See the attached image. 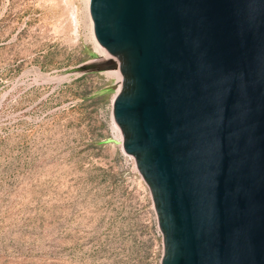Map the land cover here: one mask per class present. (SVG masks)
<instances>
[{"label":"water","instance_id":"water-1","mask_svg":"<svg viewBox=\"0 0 264 264\" xmlns=\"http://www.w3.org/2000/svg\"><path fill=\"white\" fill-rule=\"evenodd\" d=\"M159 264H264V0H88ZM96 54V52H94ZM97 55V54H96ZM117 88L116 82L108 86Z\"/></svg>","mask_w":264,"mask_h":264},{"label":"rangeland","instance_id":"rangeland-1","mask_svg":"<svg viewBox=\"0 0 264 264\" xmlns=\"http://www.w3.org/2000/svg\"><path fill=\"white\" fill-rule=\"evenodd\" d=\"M90 52L86 0H0V264H159L148 188L103 142L116 70L71 72Z\"/></svg>","mask_w":264,"mask_h":264},{"label":"bare ground","instance_id":"bare-ground-1","mask_svg":"<svg viewBox=\"0 0 264 264\" xmlns=\"http://www.w3.org/2000/svg\"><path fill=\"white\" fill-rule=\"evenodd\" d=\"M87 1L88 0H86V10H87ZM90 26H91V22H90ZM93 39H94V37H93ZM94 42H95V40H94ZM95 45H96V48L98 49V51L100 52L101 56L107 57L106 56L107 54L100 48V46L96 42H95ZM115 74L117 75L118 85H119L121 76L117 70L115 71ZM113 130H114V139L117 140L118 142H120L121 141V134H120V131H119L117 125L114 122H113ZM118 144H120V143H118Z\"/></svg>","mask_w":264,"mask_h":264},{"label":"trees","instance_id":"trees-1","mask_svg":"<svg viewBox=\"0 0 264 264\" xmlns=\"http://www.w3.org/2000/svg\"><path fill=\"white\" fill-rule=\"evenodd\" d=\"M90 57H94L96 54L94 53V52H90ZM108 91H109V89H108Z\"/></svg>","mask_w":264,"mask_h":264}]
</instances>
